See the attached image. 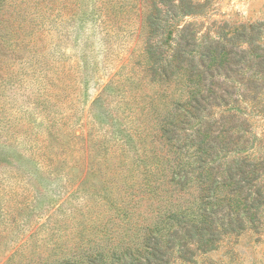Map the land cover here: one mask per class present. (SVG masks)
Wrapping results in <instances>:
<instances>
[{"label":"rangeland","instance_id":"rangeland-1","mask_svg":"<svg viewBox=\"0 0 264 264\" xmlns=\"http://www.w3.org/2000/svg\"><path fill=\"white\" fill-rule=\"evenodd\" d=\"M151 1H6L0 264H120L127 247L144 250L142 234L168 233L206 193L213 176L204 170L183 185L172 179L179 166L197 167L186 136L198 123L178 139L164 131L201 88L185 68L165 81L149 75L145 10L163 17L168 9ZM191 1L201 14H170L152 39L166 62L190 24L204 38L264 21V0ZM256 122L259 136L264 121ZM261 238L245 233L191 261L174 253L167 264H264Z\"/></svg>","mask_w":264,"mask_h":264},{"label":"trees","instance_id":"trees-1","mask_svg":"<svg viewBox=\"0 0 264 264\" xmlns=\"http://www.w3.org/2000/svg\"><path fill=\"white\" fill-rule=\"evenodd\" d=\"M4 1L0 0V51L8 49L10 38L6 36L11 32L7 30L10 7ZM144 2L155 5L151 0ZM160 2L168 7L163 17L156 7L147 8L144 14L150 30L145 38L152 65L149 75L165 81L174 69L185 68L188 78L201 88L184 102L183 112L164 131L166 136L172 132L170 140L178 139L180 131L198 123L186 136L197 147V167L193 163L179 166L172 179L183 185L201 170L213 177L186 219L183 215L184 220L168 233L142 234L144 250L127 247L120 264H167L174 253L191 261L194 252L218 249L225 239L249 233L261 241L264 235V132L255 133L256 120L264 121V21L241 24L230 35L221 32L204 38L190 24L178 33L166 62L164 51L152 41L160 32L164 34L162 21L167 24L170 14H201L202 9L191 0ZM221 188L226 191L223 197L217 193ZM95 262L89 260V264Z\"/></svg>","mask_w":264,"mask_h":264}]
</instances>
